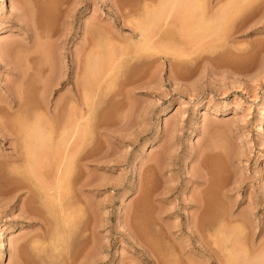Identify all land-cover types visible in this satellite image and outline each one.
<instances>
[{"label":"rangeland","instance_id":"374dc122","mask_svg":"<svg viewBox=\"0 0 264 264\" xmlns=\"http://www.w3.org/2000/svg\"><path fill=\"white\" fill-rule=\"evenodd\" d=\"M174 1L0 0V264H64L66 256L76 257L87 246L90 252L93 246L99 249L92 256L100 264H223L226 255L246 249L252 240L262 244L259 252L264 251V0ZM41 6L48 14L41 19L44 26H39ZM172 7L175 12L193 8L197 18L205 14L213 27L188 36L176 23L158 28L166 43L180 52L172 57L175 67L170 65L172 58L158 50L151 54L139 49L141 54L133 55L139 61L133 56L116 61L122 70L115 71V85L106 89L91 118L92 124L107 129L89 138L88 149L103 157L89 168L90 177L102 188L98 192L88 187L80 197L71 194V202L88 210L78 216L69 247L66 244L61 252L65 256H51L49 244L37 238L43 218L52 226L55 207L35 183L31 165L16 162L19 144L10 128L20 116L16 109L6 112L7 103L13 94L25 92V103H33L27 105L28 113L40 109L41 87L51 75L47 65L54 61L63 65L64 78L50 95L47 92L48 99L52 109L59 101L64 104L77 68L82 70L77 80L84 78L85 41L89 44L91 39L101 48L109 43L123 47L132 26L140 23H133L139 15ZM104 53L106 62L109 51ZM75 57L81 61L77 68ZM134 81L142 86L134 90ZM126 94L130 98L124 99ZM98 114L103 120L96 118ZM209 150L217 155L203 157ZM109 160L111 169L106 167ZM202 160L210 162L206 161L211 170L199 167ZM50 170L49 165L42 168L46 181L48 176L52 180ZM204 176L213 182L203 186ZM115 183L121 185L114 188ZM197 197L208 200L209 210L206 207L202 214L197 213ZM252 212V228L240 226L239 219ZM222 220L228 227L226 236L220 232ZM85 241L88 245L83 247Z\"/></svg>","mask_w":264,"mask_h":264},{"label":"bare ground","instance_id":"6f19581e","mask_svg":"<svg viewBox=\"0 0 264 264\" xmlns=\"http://www.w3.org/2000/svg\"><path fill=\"white\" fill-rule=\"evenodd\" d=\"M177 1L179 3L180 0H176V3H177ZM182 1L183 0H181V4H183ZM188 1L189 0H187V2ZM173 2H175V1L173 0ZM169 4H170V2H169ZM192 5H193V3H192ZM179 6H181V5H179ZM34 7H35V5H34ZM163 7H164V5H163ZM185 7H187V6H185ZM188 7L190 8V5H188ZM196 7H197V4H196ZM41 8H42V6L39 8L41 10V11L39 10V12H40V15H39V19H40L39 26L40 25L44 26L45 23L40 24V23L43 22V20H41V19H42V17L44 19V16L48 17V14L45 15V13H47V12H45L44 8H42V9ZM173 8L174 7H172L168 11H163V9H161V11H154L155 14H154V12L150 11L151 9L150 10L148 9L146 13H143L145 15H143L142 17H140V15L137 18L134 17V18H136L135 19L136 21L134 20L135 22L133 21V23L135 24L137 22V19H138V21L140 20L139 21L140 23L137 22L134 26H132L133 28L131 27L133 30L130 32V35H128L126 37V44L125 45L123 44V47L122 46L120 47L121 49L118 48L119 46H117V48H115L116 46H113L112 43L111 44L109 43V45L106 43L108 46L105 47V45H103L104 48L103 47L101 48L102 44L98 45V44H96L97 42H94V41H93V44H91V42H92L91 39H89L91 41V42L89 41V44H88L87 41H85L84 42L85 44L82 45L83 47H82V53H81V54H85V56L82 57L81 54L79 56V57H82L81 58L82 59V63H83L84 59H85L84 63L85 64L87 63L86 64L87 67H85L84 70H83L84 75L82 74L84 76V78L82 77L81 81L77 80V74H79L80 71H82V70L78 71L79 69L77 67H79L78 65L81 64V61L77 57H75L74 66H76L77 70H75L74 71L75 73H73V74H75V75H73L74 76L73 77L74 81H73V84H72L73 86L68 91L67 100L64 102V104L61 105L60 101L58 100L59 103H56V105L54 103L55 107H54V109H52V106L50 105L51 102L48 99L49 95L51 94L50 92H53L52 91L53 87L56 86V85L61 84L62 79L64 78L63 77V65L57 66V65L53 64L54 61H52V65H50V66H48L49 64L47 65V67L50 68L49 70L51 72V75H49L47 77L46 81H45V78H44L45 82H43L44 84H42V87H41V89L44 92L41 93V96L39 95L41 97V98H39V100L41 101L40 104L43 105V106L40 107V109H37V110L33 111L31 114L28 113V110H29L28 107L30 105H32L33 103L32 104L30 103V105L25 103V101H24L25 97L24 98L22 97V95L25 92H22V94L21 93H17V94L15 93V95L13 94V97L7 103V107L8 108L6 107L7 108L6 112L10 113L11 109L12 110L16 109L18 111V116H20L17 119V121H16L15 127L14 128H10V129H13L12 134L14 133V135L17 137V139H16L18 141L17 144H19L18 145L19 148H17V151L15 150L17 152L16 153L17 154L16 155V157H17L16 162L17 163H23V164L28 163L29 165H31L29 168L30 169H31V167L33 168L32 172H34L33 175H35V177H36L35 180L37 181L35 183H37V185L38 184L41 185L40 188L43 190V193H45V196H47V202H48V199H50L49 202H52V204L55 207L53 213L51 212V215L53 216L52 217V220H53L52 221V226H50L51 224L48 225V219L47 218L44 219L43 218L44 215H41V216L37 215L39 217L36 216L37 218H41L43 216L42 218H43V221H44V224H43V222L40 220L42 222V224H43V225H41L43 230L41 231V233L39 234L37 239L38 240L40 239L42 242H45V243L49 244V248L47 250H49V252H51V256H53L55 253L58 254L57 255L58 257L62 256L60 254H64V252L63 253H61V252H62V250L64 251L66 244L69 242L70 236H72V234H71L72 233L71 232L72 229L75 230L73 227L75 226V223L77 222L76 221L77 218L79 219L78 216L81 215V214L83 215L88 210L86 205H85V207H83L81 203L79 205L78 203H73V201L71 202L70 201L71 194L75 193L74 195L80 197V196L83 195L85 189L88 188V187L94 186L95 187L94 189L96 191H98V192L102 188V184L101 183H96V178L95 177H90L91 175L89 173L90 172L89 168H90L92 162H99V160H100L99 158H103V157H98L97 154L92 153V149L91 150H88V149H90L89 148V138L90 137H94V136L100 137V136H102L104 134V132L102 130H107V129L105 127L104 128L100 127L99 124H95V123L92 124L91 123L92 122L91 118L95 117L93 114H94L95 110L98 109L97 107L102 102V99L104 98V95L107 92L109 86L110 87L113 86V84L115 82V80H114L116 78L115 74L117 73L115 71H117V69H119V67L121 68V63H117V62L118 61L121 62L122 59L125 58V56L126 57L128 56L127 59L131 60L129 58V56L136 55L137 52L139 54H141L139 49H142L145 52L151 50V52H152L151 54H153V50H158L159 53L162 52V54H164V56H163L164 58H166V59H168V58L170 59V57L174 58V56L177 55L176 54L177 51H178L177 47H175L177 49V51L173 47L171 48L168 45L169 43H166L165 36H163L162 33H160V31H159L160 29H158L159 27L163 26L166 23L167 24H171V25H173L172 23H176L178 25V29L181 31V33H185V35H186L187 32L188 33L189 32L193 33V32H195L197 30H206V29H208V27H210V28L213 27V26L211 27V24L207 23V22H211L212 23V21H209L210 19H208V17L205 14L199 15V17L197 18V16L195 15L196 12H195V10H193V8H192L193 12L192 11H190V12L189 11L188 12L185 11L188 8L187 9L185 8L184 11L178 10L179 12L178 11L175 12V10H174L175 8L174 9ZM194 8H195V6H194ZM29 9H30V7H29ZM47 10H48V8H47ZM127 14L128 13H126V15ZM40 16H41V18H40ZM154 16H155V18H154ZM204 18L208 19V21H206V19H204ZM203 19L205 20V22H206V24L208 26L205 23H204V26H203V23H202V25H200L201 24V20H203ZM146 20L149 21V22H147ZM186 20L187 21L189 20V21L187 22ZM169 21H171V22H169ZM185 21H186V23H185ZM190 21H192V22H190ZM128 22H129V20H128ZM127 24L128 23L126 22V24H124V25L126 26ZM130 26H128V27H130ZM174 26H176V25H174ZM202 26H203V28H202ZM205 26H207V27L205 28ZM218 26H220V25H218ZM36 27H37V25H36ZM38 28L39 29L41 28V31H42V27H38ZM109 32L111 34L110 30H109ZM41 33H39V34H41ZM43 33H45V30L43 31ZM188 33H187V36L190 35V33L189 34ZM46 34H48V33H46ZM51 35H53V34H51ZM43 36H45V35H43ZM114 36H113V38H114ZM180 36H182V35H180ZM35 47H36V45H35ZM105 48H106V50H105ZM53 50H54V48H53ZM104 51L105 52L109 51L108 54L111 55V56H109V55L106 54L109 57V58H107V61H106L107 63L105 62V59H103V57L105 58V53L101 54ZM178 53H180V52L178 51ZM52 54H53V51H52ZM181 54H183V53L181 52ZM27 55H30V54H27ZM148 55H150V54H148ZM101 56H102V58H101ZM141 56H143V54ZM17 57H18V54H17ZM26 57H28V56H26ZM37 57H39V56H37ZM137 57H139V56H137ZM181 57L182 56H180L178 58H181ZM50 58H52V57H50ZM53 58H54V56H53ZM98 58H100V61H99ZM133 58L135 59L136 57L133 56ZM173 58H172V62L173 63L171 62L170 65L173 64L172 66L175 67V64H174L175 61H173L174 60ZM39 59H40V57H39ZM39 59H38V62H39ZM136 60H137V58H136ZM139 60H137V61H139ZM28 62H30V61H28ZM47 62H49V60ZM98 62H100V63H98ZM45 63H44V65H45ZM57 64H59V63H57ZM162 64H163V62H162ZM120 70H122V68ZM21 73H23V72H21ZM176 73H178V72H176ZM23 74H25V72ZM30 75H32V74H30ZM133 76H135V75H133ZM21 77L23 78L24 75H21ZM142 80L140 82H142ZM69 81H70V79H68V82ZM135 81L132 82V83L134 84ZM144 82H146V81H144ZM21 84H23V82ZM133 84H132V88L134 90L142 86V84L139 85L140 83H138V85H137V83H135L136 85H133ZM18 87H20V85ZM110 90L111 89H109V92H110ZM20 91H22V89H20ZM128 91L129 92H133L132 90L130 91V89ZM47 92L49 93V95L47 94ZM126 93L129 94L127 91H126ZM43 94H44V96H43ZM127 94H126V96H127ZM114 96H113V99H114ZM129 96L125 97L124 99H128ZM27 105H28V107H27ZM31 111H32V109H31ZM218 112L219 111H217V114H219ZM26 113H28L30 116L27 115ZM23 114H25L26 116H29V117H26ZM16 115H17V113H16ZM102 116H103V114H102ZM102 116H101V114H98V117H96V118L99 121H101V120H103ZM212 149H214V148H212ZM212 151L213 150L207 151L205 153V155H203V157L204 156L206 157L207 155L209 157V155H211L212 153H215V151H213V152ZM202 154H198L197 156L199 158H202L201 157ZM215 155H217V154L215 153ZM211 156H210V158H211ZM203 159H205V158H203ZM202 161H201V166H199V167H203L204 170H206V171L209 170L210 167L207 168V165H208L206 163L207 160H202ZM111 162L112 161L109 160L107 162V164H106V167L111 169V167H113V166L110 165ZM208 163H210V162H208ZM46 165L47 166L48 165L51 166L52 170H50V171L53 172V173H51L52 174L51 175L52 180H50L51 178H50V176H48L49 177L48 181L50 183L48 181H46L47 177H46V179H44V177H42V173H43L42 168L44 166H46ZM104 167L105 166L98 167V168H104ZM39 168L41 170H39ZM197 168H198V166H197ZM27 169H28V166H27ZM198 169L200 170V168H198ZM206 176H208V175H206ZM202 178H203V176H202ZM212 180H214V179H210V178L204 176L203 181L200 182V183L203 186L204 185L206 186L207 184L208 185L211 184L213 182ZM131 184H132V182H131ZM112 185H113L114 188H116L119 185H121V183H115V184H112ZM36 188L38 189V187H36ZM209 194H210V191H209ZM43 196H44V194H43ZM48 196H50L51 198H49ZM79 197H78V200H79ZM197 198H198L197 199V213L206 212L207 211L206 207L208 209V205H209L208 203H206L207 198L205 199V201H202L203 198H201V199H200V197H197ZM50 206L51 205H49V208H51ZM52 209H53V207H52ZM52 209H51V211H52ZM36 213H37V211H36ZM49 213H50V211H48V214ZM254 214L255 213L252 212V213L249 214V216H246L244 218L239 219V222L241 224L240 226H243L245 228H250L251 229L252 228L251 227V223H253V221H254V218H253ZM48 217H50V215ZM230 217H231V214L227 218V221L226 220H225L226 222L224 221V223H227L230 220ZM223 220H222V224H221V222L219 224L220 225V232L223 233V234L225 233V236H226L227 235L226 232H227L228 227H227V224L223 223ZM49 221H51V220H49ZM93 228H94V226H93ZM93 233L91 234V236L94 235ZM73 234H74V232H73ZM256 234L257 233H254V235H256ZM91 236H89L90 240L92 239ZM89 237L87 236L88 242H90ZM37 239H35V240H37ZM87 239H85V240H87ZM220 239H221V237H220ZM81 241H83V240H81ZM94 241L95 240H93V242ZM250 242L251 243L249 244V246L246 245L247 246L246 249L238 251V252H235V253H229L228 255H226V261L224 263L225 264H236L234 262H237V264H260V263L264 264V251L263 252H259V250H260L259 249V244H261V243L255 244L253 242V240L250 241ZM87 243L85 241V243H83V247H85L84 244L88 245ZM68 245L69 244H67V246ZM79 245H81V244H79ZM37 246H38V244H37ZM81 246H79V247H81ZM42 247H43V245H42ZM87 247H85L86 249L84 248L85 250L80 249V251L81 250H83V251L81 253H79V255L76 256V257H75V255H77V254H75L74 256L72 255L70 257L68 255L69 258L66 256V258H64L65 259V263L64 264H76L77 258H79V260H80L78 262V264H95L96 262L100 264L101 260L99 258L95 257L99 253V249L96 250V246H93L94 250L91 248L90 250L92 252H90L88 250L89 248H87ZM73 248L75 249V247H73ZM217 249H219V248H217ZM261 249H263V247ZM88 251H89V254H88ZM260 251H262V250H260ZM70 253H72V252L70 251L69 254ZM65 254H64V256H65ZM94 254H95V256L93 258L92 255H94ZM216 255H217V253H216ZM57 256H55V257H57ZM214 256H212V257L214 258ZM217 256H216V259H214L215 261L216 260L218 261V259H220V258H217ZM61 259H62V257H61ZM222 260L223 259L221 258L220 262ZM60 263L61 262L59 261V264Z\"/></svg>","mask_w":264,"mask_h":264}]
</instances>
